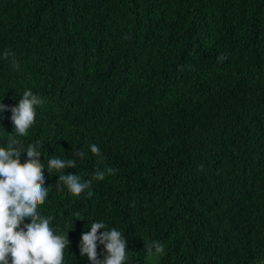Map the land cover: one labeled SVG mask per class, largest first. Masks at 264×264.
Masks as SVG:
<instances>
[{
	"label": "trees",
	"instance_id": "1",
	"mask_svg": "<svg viewBox=\"0 0 264 264\" xmlns=\"http://www.w3.org/2000/svg\"><path fill=\"white\" fill-rule=\"evenodd\" d=\"M25 90L43 104L17 138L43 145L64 264H91L79 244L100 221L127 264H264V0H0V146ZM56 156L83 180L117 171L74 198Z\"/></svg>",
	"mask_w": 264,
	"mask_h": 264
},
{
	"label": "clouds",
	"instance_id": "2",
	"mask_svg": "<svg viewBox=\"0 0 264 264\" xmlns=\"http://www.w3.org/2000/svg\"><path fill=\"white\" fill-rule=\"evenodd\" d=\"M7 58L11 55L5 52ZM226 59L225 56L219 57ZM17 69L19 65L13 61ZM43 100L34 95L31 90H25L18 105L10 109L14 134L6 146H0V264H64L65 249L69 248L68 232H58L52 227L53 217L41 215L40 209L48 199L50 188H45V164L41 163L39 141L29 144L23 149L22 141L17 137H26L35 123L36 109ZM6 106L0 103V112L6 111ZM91 153L102 159L100 148L90 145ZM26 153L27 160L21 163L20 157ZM82 161L85 153L82 150L74 152ZM77 160L51 157L47 162L50 175L59 173L56 185L57 191L67 188L68 193L79 198L87 191L92 196L93 180L103 181L106 175H114L113 168L97 169L92 177L83 180L80 175H65L64 170L75 168ZM76 220H82L77 212ZM25 220L29 223L25 224ZM102 230V231H101ZM103 245L105 258L98 259V246ZM164 252L159 241H153L146 249L148 255ZM80 255L87 257L91 264H127L129 251L124 235L115 228L108 230L107 225L100 222L90 224V231L82 234L79 244Z\"/></svg>",
	"mask_w": 264,
	"mask_h": 264
}]
</instances>
